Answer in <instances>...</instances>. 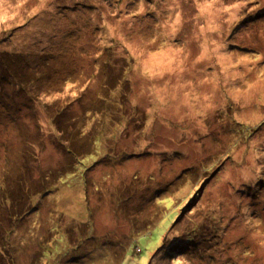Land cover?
<instances>
[{
	"label": "rangeland",
	"instance_id": "rangeland-1",
	"mask_svg": "<svg viewBox=\"0 0 264 264\" xmlns=\"http://www.w3.org/2000/svg\"><path fill=\"white\" fill-rule=\"evenodd\" d=\"M1 50L53 71L34 94L47 130L54 102L96 105L104 72L130 89L103 135L121 160L94 167L96 188L63 182L18 223L0 205V264H264V0H0ZM23 117L0 123V185L65 165L60 135L25 161L7 149L33 130Z\"/></svg>",
	"mask_w": 264,
	"mask_h": 264
},
{
	"label": "trees",
	"instance_id": "trees-1",
	"mask_svg": "<svg viewBox=\"0 0 264 264\" xmlns=\"http://www.w3.org/2000/svg\"><path fill=\"white\" fill-rule=\"evenodd\" d=\"M1 51L0 117L2 116V118H0V123L4 118L14 124L18 122L23 124L24 112H28L33 119V126L31 128L33 130L31 131L30 128L25 126L28 130L22 132V146L19 148L15 145L8 144L6 146L7 149L13 154H17L20 159L24 160L27 159V157L39 154L37 150V142L44 145L46 143L45 137L51 135H56L57 137L60 135L61 137L59 140L62 143L60 144V150L65 158V165L62 169H58V171L55 172V178H50L49 172V174H44L42 179L38 181L36 185L33 184L32 186H29L27 185V182L21 178V175L15 174L10 182L0 185V205L6 207V209H1L5 210L10 215V218L6 215L7 219H13L15 220L14 223H18L29 214L25 209L33 206L32 203L34 201H42L44 198L47 199L49 196L55 194L61 185H63V182L67 183L75 178H77V180L80 179V181L84 183V189L88 192L98 186H95V182H90L91 184H89L90 172L94 167L100 165V163L106 159L112 163L121 160V156L108 157L106 155L104 149L106 141L103 135L106 136V130L108 129L106 121L110 115H118L119 118L122 117L123 122H127L126 118L128 117L126 116L125 118L124 111L122 110H124V105L128 100L127 93L130 89V85L126 81L125 76L121 75L119 80L111 82V79L108 78L107 75L112 72H104L103 74L105 77L103 79V88L105 90L99 95V97H96V105L92 104V107H85L83 109L84 114L78 115L73 113V111L69 112L70 108L68 107H61L58 104V101L54 102L51 105V111L53 108H57V106H59V108L54 110L53 117L50 116L49 120H45L50 123V130H47V126L40 122L42 120V110L48 108L47 102L42 105L39 103V105L36 106L35 99L37 98L35 97L34 99V94L39 95L50 93L51 86L56 82L53 71L51 70L47 73V70L44 69V67H40L41 64H31L29 69H22L18 62L12 60L10 51ZM38 70H40V76L37 75ZM9 89L28 97L26 107L20 103L21 101L14 99L9 93H7ZM82 96L83 94L79 97H75V99L67 104L69 105L74 101L78 103ZM93 112H96L101 116L98 115V117L94 118L92 115ZM91 118L94 120L91 121ZM144 125L146 127L148 126L147 119H145ZM23 126L24 125H22V127ZM29 137L35 144L31 143V145H26L24 139L30 140ZM251 137L252 136H250L248 140H250ZM97 151H103L104 154L100 155V158L97 160L93 159L92 161L87 162V159H91V157L96 155L95 152ZM105 162L107 161H104V163ZM207 173H209L208 170H206V174ZM196 176L197 174L193 179ZM8 177L9 175L7 178ZM184 181L185 179H183V182ZM145 186L148 187L147 185ZM21 189L23 192H21ZM125 189L130 193L133 188L126 186ZM110 190H112L110 187L105 188L104 186L93 191V193H99L101 195L105 194L107 197V193L110 194ZM18 211L19 213H17ZM130 221L132 224L134 223L133 225L137 226L134 218Z\"/></svg>",
	"mask_w": 264,
	"mask_h": 264
}]
</instances>
